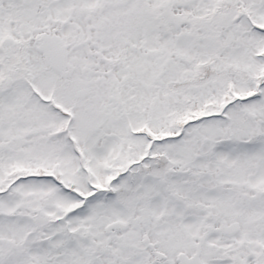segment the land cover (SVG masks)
Wrapping results in <instances>:
<instances>
[{
  "label": "snow or ice",
  "instance_id": "6c2138e0",
  "mask_svg": "<svg viewBox=\"0 0 264 264\" xmlns=\"http://www.w3.org/2000/svg\"><path fill=\"white\" fill-rule=\"evenodd\" d=\"M0 264H264V0H0Z\"/></svg>",
  "mask_w": 264,
  "mask_h": 264
}]
</instances>
